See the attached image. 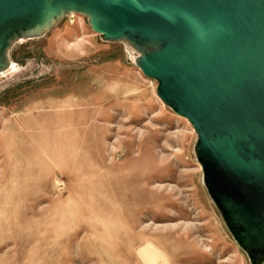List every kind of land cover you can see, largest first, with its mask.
<instances>
[{"label":"rangeland","instance_id":"obj_1","mask_svg":"<svg viewBox=\"0 0 264 264\" xmlns=\"http://www.w3.org/2000/svg\"><path fill=\"white\" fill-rule=\"evenodd\" d=\"M129 40L67 13L0 73V264H264ZM3 75V76H2Z\"/></svg>","mask_w":264,"mask_h":264},{"label":"water","instance_id":"obj_2","mask_svg":"<svg viewBox=\"0 0 264 264\" xmlns=\"http://www.w3.org/2000/svg\"><path fill=\"white\" fill-rule=\"evenodd\" d=\"M67 13L150 51L142 73L190 120L206 185L242 247L264 253V0H0V62Z\"/></svg>","mask_w":264,"mask_h":264},{"label":"bare ground","instance_id":"obj_3","mask_svg":"<svg viewBox=\"0 0 264 264\" xmlns=\"http://www.w3.org/2000/svg\"><path fill=\"white\" fill-rule=\"evenodd\" d=\"M57 20L58 19H56L53 24H55L57 22ZM34 36H36V35L28 33V32H21V33H18L15 37L12 38V40L9 42V47H8L9 49L6 50L5 54L2 56V59H1V62H0V73H3L4 71H6L10 67L11 63H10L9 58H8V52H9L10 48L16 42H18L21 39H28V38H31V37H34ZM133 48L138 50L141 53V57L143 55H145L147 52L150 51V48L148 46H138V45L134 44ZM137 64H138V61H137Z\"/></svg>","mask_w":264,"mask_h":264}]
</instances>
